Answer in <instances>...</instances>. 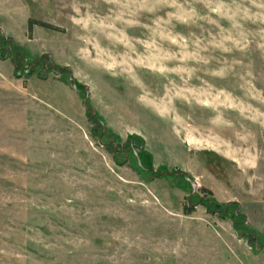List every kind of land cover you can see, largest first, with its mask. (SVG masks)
I'll use <instances>...</instances> for the list:
<instances>
[{
  "label": "rangeland",
  "instance_id": "374dc122",
  "mask_svg": "<svg viewBox=\"0 0 264 264\" xmlns=\"http://www.w3.org/2000/svg\"><path fill=\"white\" fill-rule=\"evenodd\" d=\"M0 29V264H264V0H0Z\"/></svg>",
  "mask_w": 264,
  "mask_h": 264
},
{
  "label": "water",
  "instance_id": "95a60500",
  "mask_svg": "<svg viewBox=\"0 0 264 264\" xmlns=\"http://www.w3.org/2000/svg\"><path fill=\"white\" fill-rule=\"evenodd\" d=\"M1 33H2V29H0V34H1ZM65 70H68V71H70V72L72 71L70 67H66ZM68 80L71 82L72 89H73L74 91H76V92H78V93L82 92V90H78V89H77L76 83H75L74 80L72 79V73H71V75H69ZM83 89L85 90V93H84V97H83L82 108H83L84 110H87V108H86V102H87V100H88V87H87V86H84ZM90 111H91L92 114L94 115V111H93V110H90ZM152 170H153L154 173L156 172V169L153 168ZM164 174L169 175L170 172H167V173H166V172H165V173H164V172H161L160 174H158V176H159V175H164ZM173 174L183 176V174H177L176 172H173ZM184 178H185V180L188 181L189 184L191 185V187H192V194H193V193L196 191V187H197L196 182H194V181H190L187 177H184Z\"/></svg>",
  "mask_w": 264,
  "mask_h": 264
},
{
  "label": "trees",
  "instance_id": "16d2710c",
  "mask_svg": "<svg viewBox=\"0 0 264 264\" xmlns=\"http://www.w3.org/2000/svg\"><path fill=\"white\" fill-rule=\"evenodd\" d=\"M32 24H31V21H29V23H28V32H29V34L31 33V30H32ZM77 86V85H76ZM78 89V88H77ZM139 157H140V155H139ZM148 157V156H147ZM149 158V157H148ZM150 160V159H149ZM184 177H186V175L185 174H183V176H182V178L185 180V178ZM186 181V180H185ZM189 183V182H188Z\"/></svg>",
  "mask_w": 264,
  "mask_h": 264
},
{
  "label": "flooded vegetation",
  "instance_id": "af4514ba",
  "mask_svg": "<svg viewBox=\"0 0 264 264\" xmlns=\"http://www.w3.org/2000/svg\"><path fill=\"white\" fill-rule=\"evenodd\" d=\"M28 71H29V73L32 72L31 70H28Z\"/></svg>",
  "mask_w": 264,
  "mask_h": 264
}]
</instances>
